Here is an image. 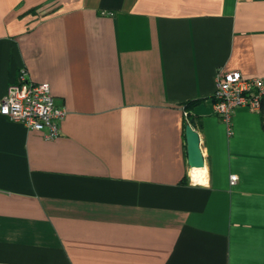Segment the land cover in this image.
I'll return each mask as SVG.
<instances>
[{"label":"crops","instance_id":"crops-1","mask_svg":"<svg viewBox=\"0 0 264 264\" xmlns=\"http://www.w3.org/2000/svg\"><path fill=\"white\" fill-rule=\"evenodd\" d=\"M221 69L264 76V0H0V102L26 70L66 110L0 112V264H264V101L229 133Z\"/></svg>","mask_w":264,"mask_h":264},{"label":"built area","instance_id":"built-area-1","mask_svg":"<svg viewBox=\"0 0 264 264\" xmlns=\"http://www.w3.org/2000/svg\"><path fill=\"white\" fill-rule=\"evenodd\" d=\"M214 110L227 124L232 133L233 111L240 106L258 110L264 101V76L245 77L240 71L219 70L216 78ZM2 115L21 121L29 128L43 131L53 139L61 132L65 108L55 104L49 83L33 82L23 70L19 83L11 85L0 102ZM231 184L238 181L237 175L230 178Z\"/></svg>","mask_w":264,"mask_h":264},{"label":"water","instance_id":"water-1","mask_svg":"<svg viewBox=\"0 0 264 264\" xmlns=\"http://www.w3.org/2000/svg\"><path fill=\"white\" fill-rule=\"evenodd\" d=\"M194 126V121L186 126L188 163L192 168H203L205 160L201 149L200 135Z\"/></svg>","mask_w":264,"mask_h":264},{"label":"trees","instance_id":"trees-1","mask_svg":"<svg viewBox=\"0 0 264 264\" xmlns=\"http://www.w3.org/2000/svg\"><path fill=\"white\" fill-rule=\"evenodd\" d=\"M185 109H188V104L185 105ZM187 123H189L190 121H194L193 119H191V117L189 116V112L187 113V118H186Z\"/></svg>","mask_w":264,"mask_h":264}]
</instances>
